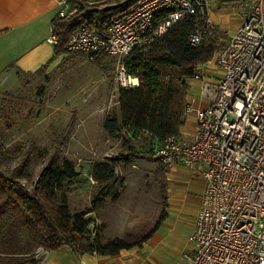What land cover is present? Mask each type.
Segmentation results:
<instances>
[{"label":"built area","instance_id":"obj_1","mask_svg":"<svg viewBox=\"0 0 264 264\" xmlns=\"http://www.w3.org/2000/svg\"><path fill=\"white\" fill-rule=\"evenodd\" d=\"M67 1H58L59 16L67 14ZM242 3V22L213 56L220 76L203 81L202 94L209 104L196 111L193 137L170 136L154 141L152 149L163 168L184 162L204 179L188 237L193 246L177 264H264V0ZM209 4L210 0H134L111 17L105 35L81 23L66 49L88 59L101 53L115 57V80L134 87L138 78L126 72L124 59L133 51H146L182 21L193 22L188 38L192 45L214 35ZM50 41L57 42L53 32ZM202 66H197L196 77H202ZM190 108L186 103L185 113ZM145 135L152 138L149 131ZM95 229L90 223L93 236ZM49 251L39 246L34 256L45 264Z\"/></svg>","mask_w":264,"mask_h":264},{"label":"trees","instance_id":"obj_2","mask_svg":"<svg viewBox=\"0 0 264 264\" xmlns=\"http://www.w3.org/2000/svg\"><path fill=\"white\" fill-rule=\"evenodd\" d=\"M133 2L117 1L114 5L95 8L73 1L78 4L75 13L57 14L51 21L57 38L55 55L68 53L67 40L81 23L105 35L111 17ZM192 29L191 20L179 22L146 51H133L124 59L126 72L138 78V85L118 88L119 116L106 115L102 127L108 137L128 145L127 153L92 163L90 177L101 187L87 210L75 213L69 210L67 194L82 177L66 158H51L29 186L21 179V167L16 166L10 172L0 168V264H40L34 256L39 246L53 250L67 245L79 253L115 255L122 249L140 245L161 224L167 215L165 198L153 229L133 242L118 236L104 237L101 228L93 236L89 230L92 223L89 212L102 207L109 197L119 198L113 185H121V177L115 171L120 163L126 165L134 157L151 156L150 152L130 145L135 137L145 135V131L151 132L152 141L179 137L186 114L187 80L195 77L197 66L208 63L220 47L217 33L197 45L190 44ZM94 61L102 60L96 55Z\"/></svg>","mask_w":264,"mask_h":264},{"label":"rangeland","instance_id":"obj_3","mask_svg":"<svg viewBox=\"0 0 264 264\" xmlns=\"http://www.w3.org/2000/svg\"><path fill=\"white\" fill-rule=\"evenodd\" d=\"M99 1L96 5L117 3ZM220 3L225 7L221 16L218 13L219 5L222 6ZM209 7L222 30H218L216 25L221 46L227 34H232L242 22L245 7L242 0H210ZM97 56L102 59L101 63L88 59L83 53L68 51L67 57L55 67H44L32 73L16 71L17 79H11L7 69L0 67V168L3 171L21 167V179L29 186L51 158L72 161L82 177L81 169L87 163L105 159L107 153L104 148L107 145L115 148L109 152L115 154L114 157L127 153L128 145L123 146L112 138L107 141L104 130L100 132L98 129L103 111L101 107L113 105L115 98L107 92L105 98L98 99L94 91L100 92L103 83L109 86V77L117 89L126 86L115 80L116 58L104 53ZM200 83L198 77L192 78V86L198 91V96L204 98ZM118 113L111 107L107 115L119 116ZM88 124L94 126L93 137L88 134ZM155 143L141 134L133 139L130 145L150 152L151 156H137L131 163H120L116 167V173L119 177L124 175L127 184L121 177V185H113V191L118 192L119 198L115 201L109 197L102 207L89 212L95 232L101 228L104 237L119 236L133 242L153 229L165 198L166 172L169 171L154 157L152 149ZM91 182L90 178L82 177L80 183L72 186L67 194L71 213L91 206L92 197L101 187V184ZM188 199L187 209L191 210L193 197ZM185 231L182 223L175 228V239L180 247L185 244ZM192 244L190 242L191 247Z\"/></svg>","mask_w":264,"mask_h":264},{"label":"crops","instance_id":"obj_4","mask_svg":"<svg viewBox=\"0 0 264 264\" xmlns=\"http://www.w3.org/2000/svg\"><path fill=\"white\" fill-rule=\"evenodd\" d=\"M58 1L0 0V67L7 69L11 79H17L16 71L19 73H32L41 67H55L61 60L67 57L68 53L55 55V44L50 41L52 35L51 21L58 14ZM73 1L81 2L87 7H107L106 4L103 6L96 5L100 2L99 0H68L67 14H73L77 11L78 4H73ZM221 5L218 8L220 16L222 15L221 11H224L225 8L224 4ZM212 16L218 30H220L216 15L212 13ZM201 70L202 77L198 78L202 84L205 79L214 80L218 78L221 72L218 66L215 65L213 58L208 63L203 64ZM192 78L187 80L189 88L186 94V103L191 108L185 114L179 134V137L185 140H190L196 131L197 109L204 108L209 104V100L206 97L201 98L198 96V91L196 92L194 86H192L193 84H191ZM108 80L109 86H105V83L102 82L100 92L98 90L94 91L95 98H105L107 92L115 98L113 105L101 107L103 111H101L102 116L98 125L100 132H103V122L109 109L111 107L116 108L117 113L119 112L118 89L114 86L110 77ZM106 108H108L107 112L104 111ZM91 110L93 111V109ZM87 129L88 134L93 137L94 126L88 124ZM105 136H107L106 133ZM109 139L111 138L107 136L106 140L109 141ZM114 149L110 145L104 148L107 153L105 159L114 157L115 154H109ZM96 160L100 159L92 160L81 169L82 177L91 179V165ZM168 170V173H166L167 185L165 194L167 215L149 238L140 245H133L130 248L122 249L115 255H100L88 252L79 253L71 247L64 245L50 250L45 264L179 263L182 253L192 248L188 237L194 228L195 217L201 205L204 179L198 169L188 166L184 162H178ZM120 174L122 175V173ZM121 177L125 178L124 175ZM94 182L92 180L91 183L93 184ZM123 183L127 184V181L124 179ZM190 197H193L194 207L188 210L187 204L190 202V199H188ZM180 223L186 229L184 233L186 240L182 247H180V244L175 239V228Z\"/></svg>","mask_w":264,"mask_h":264},{"label":"bare ground","instance_id":"obj_5","mask_svg":"<svg viewBox=\"0 0 264 264\" xmlns=\"http://www.w3.org/2000/svg\"><path fill=\"white\" fill-rule=\"evenodd\" d=\"M135 82V81H134ZM137 82H138V79H137ZM137 82H135V83H137ZM134 85H136V84H134Z\"/></svg>","mask_w":264,"mask_h":264}]
</instances>
